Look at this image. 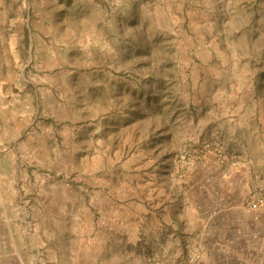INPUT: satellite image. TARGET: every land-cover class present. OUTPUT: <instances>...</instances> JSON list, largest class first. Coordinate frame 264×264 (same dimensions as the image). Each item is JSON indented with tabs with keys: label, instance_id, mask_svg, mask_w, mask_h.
I'll list each match as a JSON object with an SVG mask.
<instances>
[{
	"label": "rangeland",
	"instance_id": "rangeland-1",
	"mask_svg": "<svg viewBox=\"0 0 264 264\" xmlns=\"http://www.w3.org/2000/svg\"><path fill=\"white\" fill-rule=\"evenodd\" d=\"M263 140L264 0H0V264L64 261L50 236L96 221V194L206 162L249 173L257 222L240 149Z\"/></svg>",
	"mask_w": 264,
	"mask_h": 264
},
{
	"label": "crops",
	"instance_id": "crops-1",
	"mask_svg": "<svg viewBox=\"0 0 264 264\" xmlns=\"http://www.w3.org/2000/svg\"><path fill=\"white\" fill-rule=\"evenodd\" d=\"M240 150L255 161L264 178V140L242 145ZM212 163L198 166L194 175L182 181L168 177L161 181L153 175L145 195L131 185L96 194V221L66 228L63 233L55 226L50 237L63 238L64 261L55 254L54 263L147 264L150 256H157L162 264H179L185 248H194L202 262L264 264V210L254 222L237 206L248 192L249 173L231 170L229 177L222 172L210 177L207 173L218 169H209ZM223 200L231 207L207 222V205Z\"/></svg>",
	"mask_w": 264,
	"mask_h": 264
},
{
	"label": "built area",
	"instance_id": "built-area-1",
	"mask_svg": "<svg viewBox=\"0 0 264 264\" xmlns=\"http://www.w3.org/2000/svg\"><path fill=\"white\" fill-rule=\"evenodd\" d=\"M210 147H211L210 143H205L203 145V149L205 150H209ZM263 204H264V200L258 193L256 194L255 198L246 201V207L250 211L260 208L261 206H263ZM197 259H198L197 256L192 257L190 260V264H198Z\"/></svg>",
	"mask_w": 264,
	"mask_h": 264
}]
</instances>
